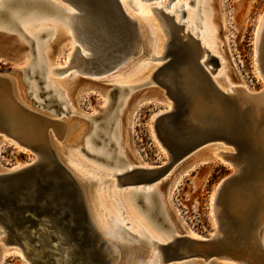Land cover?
Segmentation results:
<instances>
[{
	"label": "water",
	"instance_id": "1",
	"mask_svg": "<svg viewBox=\"0 0 264 264\" xmlns=\"http://www.w3.org/2000/svg\"><path fill=\"white\" fill-rule=\"evenodd\" d=\"M57 1L60 5L48 0H9L10 8L0 13V21L10 23L13 34L21 32L32 51L34 43L11 19L12 11L43 12L67 18L81 16L85 23L80 27L84 38L118 56L117 62L102 69L103 72L144 54V46L151 39L149 29L130 18L119 0ZM126 3L137 11L132 0ZM151 11L156 17L170 18L159 7H151ZM180 11L184 16V11ZM21 14L17 13L18 17ZM183 29L179 22L172 24L168 33L163 30L166 40L162 64L150 79L171 104L170 110L158 115L153 123L154 135L165 151L166 161L150 168L125 171L116 176L118 183L138 186L160 180L201 147L221 142L233 148L235 168L240 171L220 183L219 194L234 186L235 181H246L248 193L259 198L264 167V119L262 115L253 118V105L241 106L236 98L218 87L213 80L220 65L218 58ZM74 54L80 60L78 53ZM20 72L27 77L28 91L30 79L38 76H32L27 69ZM28 96L36 107H44L46 100L38 102L30 91ZM37 124L48 131L55 127L33 109L19 104L9 79L0 74V130L37 157L21 168L0 172V231L5 233L8 244L27 250L29 257H33L31 264H44V261L53 264L51 251L64 246L70 248L73 264H117L119 248L97 229L86 191L55 156L49 133L45 142L38 138ZM250 216L238 204L227 210L224 206L218 223L221 237L214 234L197 240L184 235L173 237L164 245L155 241L151 245L160 252V264L190 263L193 258L214 259L212 263L225 260L230 264H264V249L261 247L263 251L258 253L253 250V233L259 239L261 231ZM138 243L144 242L138 239ZM38 251L43 252L42 260L35 257Z\"/></svg>",
	"mask_w": 264,
	"mask_h": 264
},
{
	"label": "rangeland",
	"instance_id": "2",
	"mask_svg": "<svg viewBox=\"0 0 264 264\" xmlns=\"http://www.w3.org/2000/svg\"><path fill=\"white\" fill-rule=\"evenodd\" d=\"M126 1L124 0L125 8L131 15L138 16L141 12H147L146 14L150 15L149 20L154 24L157 33L156 42L158 44L159 40H161L163 43L165 36L160 30L157 19L150 11V8L163 7L159 5L164 4H158L157 0H134L137 3V7H140V11H135ZM191 1L189 3V0H178V3L184 2L189 9L186 12L185 19L180 20L181 22L183 20L187 21L185 26L191 27L194 24L189 19V15H195L197 25L189 31L190 35L193 34V37L199 39L201 44L205 43L210 47L213 45L221 47L225 65L223 76L218 77L217 75L216 77L218 84L221 88H226L230 85L229 83L241 84L245 85L251 93H258L264 84L255 70L257 64L254 62L253 45L259 16L264 13V0ZM202 3H204L203 8L201 6ZM176 4L174 2L171 3L172 6ZM197 7L198 11L193 13ZM169 11L168 8L165 9V12L168 13ZM174 16L177 18L176 15ZM210 16H213L217 22L216 34L219 41L213 42L214 44L209 41L210 36L213 34L212 28L209 27L205 30L204 27ZM42 20L47 22L42 28L40 27L42 30L50 28L53 24L56 26V23H51L50 19ZM1 24H3L1 26H5V23ZM187 31L185 29V32ZM195 33H198L197 37ZM200 33L203 34V37H200ZM15 36L10 31L0 30V74L9 79L14 98L19 104L28 109L37 108L35 110L50 118H54L58 114V118L63 122L64 128L60 135H56L53 132L48 135L52 150L62 163L68 161L66 156H69V151H71L75 160L71 163L68 161L69 164H72L69 166L71 168L74 167L75 169L73 170L75 171L79 169L81 170H78L80 173H86L84 177H93H90L92 179H87L85 183L89 192L87 201L91 205V211H94L99 223L110 231H114L117 228L113 226L114 221H121V224H128L125 227L128 230L131 228L133 231H137L141 226L150 234H154L153 236H161V234L166 232L174 233V231H177L180 234L179 236H181V234H186L187 231H192L203 238H209L216 228L215 220L212 218L211 213L213 205L211 200L218 185L226 177L233 174V166L230 163L232 159L227 157L225 160V157L217 155V159L223 161L220 162L212 154L214 152L215 154H233L232 147L222 143L207 144L181 163L175 165L169 173L157 181L160 183L161 196L163 197L164 195L166 197L164 206L158 192L154 190V193L159 197L160 203L158 198H153L154 207L157 209L153 218L158 226H162L163 229L170 228V231L158 229L147 217L146 210L142 209L141 213L138 211V208H143L141 201H138V205H136V200L134 199L133 203L127 204L125 195L128 198L130 197L131 194H128V192L132 187L126 184L113 189L108 188L109 183L117 181L116 178L111 179L107 175L112 171L113 163H118L122 168L128 166L129 163L146 165L143 168H150L162 165L166 161L165 151L154 135L153 123L158 115L169 111L170 103L157 85L155 86L153 82L145 83L153 71V66H159V63L152 61L143 62L142 64L146 63L148 66L138 68L140 67V60L145 59L149 54L147 48L145 47V53L139 59L128 62L130 64L132 62L131 65L128 63L124 64L112 72L99 76L83 75L77 73L75 69H70L63 74H50L51 84L56 85L63 91L66 102L61 99V95L58 92L48 87L46 75L42 69L39 78L30 79L36 80L40 95L38 101L46 100L45 104H43L44 107L38 108L28 96L25 84V78L27 77L20 72V66L24 62H26L24 67L30 65V60L33 59L32 51L27 45L19 44ZM39 43L47 44L46 49L49 59H55L58 65H66L69 47L73 45L71 41H64L58 35L53 36L47 33L40 36ZM149 44L150 42H147V46ZM262 55L264 63V50ZM113 85L136 87L127 89V91L122 87H120L122 88L120 90H114ZM125 102L127 103L125 104ZM55 109L58 111L57 113H53ZM102 121H104L105 126L103 128L102 126L97 127L96 125ZM95 131L101 132L103 137L100 140L102 141L103 139L105 143L99 140L100 143H92V147L97 150L102 148V146L108 149V155L109 152L113 154L110 162L97 161L95 157H87L83 150L79 151L85 148L87 138L95 135ZM110 137H113V141ZM36 158V155L31 150L21 147L17 141L11 139L4 131L0 130V169H11L25 165L36 160ZM94 180H98V182ZM100 180L101 185L99 184ZM146 187L150 188L149 185H146ZM160 205L163 208V213L160 212ZM110 222L111 226L109 225ZM130 232L133 233L132 231ZM114 237L118 240L114 242L120 250L117 264H138L142 259L145 260L148 255V245L136 243L134 239H132L133 242L131 243L122 241L119 232L114 233ZM262 242L264 244V231ZM154 252L157 251L155 250ZM2 254L3 244H0V264H29V262L25 263L19 255L8 254L3 256ZM213 260L193 258L190 263L181 261L178 264L218 263L217 261L212 263Z\"/></svg>",
	"mask_w": 264,
	"mask_h": 264
},
{
	"label": "bare ground",
	"instance_id": "3",
	"mask_svg": "<svg viewBox=\"0 0 264 264\" xmlns=\"http://www.w3.org/2000/svg\"><path fill=\"white\" fill-rule=\"evenodd\" d=\"M48 1H50L56 5H60L57 0H48ZM119 1L122 5L123 10L125 11V13L130 18L134 19L138 23V25L141 26L142 28H143V26H146L149 29V33H150L149 35L151 36L150 37L151 39L149 41L150 44H149V46H147V44L144 46V48L146 47L147 50L149 51V54L147 55V57L145 59L140 60V63H139L140 67H138V68L148 66V64H146V63L142 64L143 62H148V61L151 62L152 61L155 63H159V66H155V65L153 66L154 67L153 71L150 73L151 74L150 77L147 78L148 80L147 79H146L147 81L144 80V81H146L145 83H151V82H153L152 80H150L153 72H155L162 64L161 58H162L166 38H165L163 43L161 40H159L160 39L159 38L158 39L159 43L157 44V42H156L157 33L155 31L154 24H152L151 21L149 20L150 15L146 14L147 12L146 13L141 12L138 14V16H133V15H131V13H129L126 10L124 0H119ZM132 1L137 7V3L134 0H132ZM157 1L159 2L158 4H160V3L164 4V5H159V6H163V7H159V8H161L162 11L170 17L168 19L167 18L164 19L161 16L158 17L159 16L158 15L157 16L158 18H157L155 16V14H153L155 16V18L157 19V23H158L159 28L162 31V33L164 32L163 30H165V32L168 33L171 25L172 24L175 25L176 23H179V22L183 24V28L185 27L183 29V31H185V29H186V30H188L187 32L194 29V26L197 25V23H196L197 18L195 17V15H192V16L189 15V19H191L193 24H194L193 26L186 27L185 24H187V21L183 20V22H181L180 19H185L186 12L189 10L187 8V5L184 2L178 3V0H165V3H164V0H157ZM173 2L177 3V4L175 6L174 5L172 6L171 3H173ZM191 2L192 1L189 0V3H191ZM8 5H9V0H0V13L8 10L10 8ZM197 5H199V4L197 3ZM201 6L203 8L204 3H202ZM166 8H168L170 10L168 13L165 12ZM181 9L185 13L184 16H181V11H180ZM137 11H140V7H137ZM150 11H151V8H150ZM197 11H198V7H197V9H195L193 11V13H196ZM21 12H22L21 10H16L15 12L12 11L10 17H11V19H13V21H15L20 26L22 33H24V35H26L30 40H32L34 44H33V50H32L33 59L30 60V62H31L30 65H28L27 67H24V66H26V62H24V64H22L20 66V68H21L20 70L27 69L32 76L37 75L39 78L41 73H42V69H43L44 73L46 75L47 82H48V87L50 89H52L53 91L58 92L61 95V99L64 100L65 102H66V97H65V94L63 93V91H61L56 85L51 84L50 74H52V73L53 74L54 73H62L63 74V73H67V71L70 69H75L77 73H80L83 75H90V76L95 77L97 75L99 76L101 74H105V73L110 72V71L103 72L101 70L105 69V67L109 66L110 64L117 62V60H118L117 54L114 55L110 51H108V50L106 51L102 46L94 43V41H89L86 38H84V33L82 32L83 30H82V28H80L85 24V23H83V19H82L83 17L81 18V16L75 15L71 18H67L65 16L64 17H58L57 15L47 14V13H43V12L42 13L25 12L22 14H21ZM17 13H20L21 15H19V17H18ZM174 15H176L177 18H175ZM41 18L42 19H50L51 20L50 22L56 23L55 25L57 27L54 26V24H53V26L51 25L50 28H48L46 30L40 29V27L42 28L43 25L47 24V22H44ZM1 23H5V26H1V25H3ZM204 27H205V30L209 27L212 28V30H213V34L209 38V41L212 42V44H214L213 42H215V41H219V38L217 37V34H216L217 33V22L213 16L209 17V20H208L207 24L204 25ZM142 28H141V30H143ZM0 30L7 31V32L10 31V33L13 32V29L10 28V23H7L5 21L4 22L0 21ZM47 33L52 34L53 36L58 35V37H60L64 41L69 40L73 44L69 47L68 62L66 63V65H64V66L58 65L56 63L55 59H49V57L47 55V49H46L47 44L39 43L40 36L42 34H47ZM189 34H190V32H189ZM197 34L198 33H195L196 37L198 36ZM200 34H201L200 37H203V34L202 33H200ZM163 35H164V33H163ZM141 36L143 39L144 36L142 34H141ZM192 36H193V34H192ZM15 37L18 39L17 41L19 44L27 45L29 43L27 41V39L25 37H23V35H21V32H19L18 35L16 34ZM74 43H77V44H74ZM200 46L205 48L210 54H212L213 56L218 58L219 62L221 63V66L219 65L220 67H219L218 72H216V74L213 76V80L218 85V87L224 93L229 94L230 96L236 98V100L239 101L238 103L241 106H244V104L246 105L247 103H250L251 105H253V108L251 111V112H253V114H251L253 118L255 117L257 119L259 117V115H262V119H264V85H263V88L260 91H258V93H251L249 90H247L245 85H241V84L229 83L230 85H228L226 88H221V86L216 81V77H217V75H218V77H221L224 74L225 60L223 57V51H222L221 47H219V46L216 47L215 45L210 47L209 45H207L205 43H203V44L200 43ZM253 47H254V53H255L254 62L257 64L255 67V70H256L258 76L262 79L263 84H264V63L262 61V58H263L262 52L264 50L263 49V47H264V13L259 16V19L257 22V26L255 29V38H254ZM75 52L78 53L80 60L75 56V54H74ZM125 64H127V63H125ZM128 64H130V63H128ZM131 64H132V62H131ZM136 64H138V63H136ZM122 65H124V63L122 64V62H121V64L114 67V69H112L111 72L114 71L116 68L122 66ZM33 78H35V77H33ZM155 86H156V84H155ZM235 86H237V87H235ZM120 87L131 89V88H134L136 86L120 85ZM122 88H120V89H122ZM28 91L31 92L32 97H34L35 100L38 101V99H40V95H38L39 90L37 88L36 80L33 79V80L29 81ZM44 92H46V91H44ZM33 94H35V95H33ZM43 101L39 100L38 102H43ZM126 103L127 102H125V104ZM43 104H45V103H43ZM170 108H171V104H170ZM33 110L36 113H38V115L40 117H42V119L44 121L45 120L50 121V123H54V125H55V127L53 128V131L52 130L48 131V128L44 129L41 125L37 124L35 126V128H36L35 132L37 135H39V137H38L39 139L41 138L45 142V140H44L45 135L47 133L50 134L51 132L55 133L56 135L62 134L64 125H63V122L59 120L58 114H56V116L54 118H50V117L43 115L38 110H35V109H33ZM57 112H56V110H54L53 113H57ZM251 121H252V119H251ZM102 123L104 124L102 126V128H103L105 126V123H104V121ZM31 125H33V124H31ZM96 126L101 127L100 123H98ZM98 132L95 131V135H93L90 138H87L85 148H82L79 151L83 150L84 154L87 157H90V156L95 157L97 161L103 160L106 162L107 161L110 162L112 160L113 154L109 152V155H108V149L104 148L103 146H102V148H99L98 150L94 149L92 147V143H94V144H97L100 142L105 143L103 139H102V141L100 140V138H102L103 136H102L101 132H99L100 133V136H99ZM110 139H112V141H113V137H110ZM95 140H97L98 142H96ZM99 140H100V142H99ZM214 143H221V142H214ZM223 145H225V144H223ZM229 147H231V146H229ZM74 151H76V149H74ZM69 152H70L69 156H66V154H65V156H66V159L68 158V161L71 163L73 160H75L74 159L75 157L71 151H69ZM212 152H213V150H212ZM234 154L235 153H233V154H229V153L215 154V152L212 154L215 157L217 155L225 157L224 158L225 160L227 159V157L232 159L230 162L233 166V174L231 175V177L233 175L238 174V169H239V168H237V169L235 168L236 159L234 158ZM36 160H37V158H36ZM216 160H218L220 162L222 161V160L217 159V157H216ZM68 161H65L63 163L64 166L69 170V172L72 174V176L84 188V190L86 191V196H87V194L89 195V192H88V189H87V186L85 183H86L87 179H92L93 177L92 176H90L92 178L84 177V175H86V173H80L79 171H81V170H79V169H78L79 171L73 170L75 168L74 167L71 168L69 165H72V164H69ZM76 161H77V159H76ZM76 165H78V163H76ZM76 165H74V166H76ZM22 166H24V165L16 166V167L8 169V170L7 169H0V172L13 171L15 169L21 168ZM145 166L146 165H141V164L133 165L132 163H129L128 166L122 168L118 165V163H113L112 171H110L109 174H107V175H109V177L112 179V178H116L117 175H119L125 171L131 170L132 168H135V167H142L143 168ZM82 167H83V165H82ZM239 171H240V169H239ZM95 173L97 174V172H95ZM95 173H93V174H95ZM262 174H263V182H262L263 187L261 186L259 189L260 190V192H258L259 198H257V196H253L252 194L248 193V191L245 189V187L248 186V185H246V181L243 183L241 181H235L234 186L231 185V186L226 187L224 189L225 191L223 193H221V195L219 194V189H220L219 187L221 184L218 185L217 189L214 192L213 199L211 200V203H213L211 213H212V218L215 220V225H216V228L214 229V231L211 235L215 234L216 236H220V237L222 236L221 232L218 233V223L220 221L219 217H220V213L222 212V208L225 206V208L227 210V208H229V207L231 208L234 204H238V206H240L242 209H245L248 212V214L251 215L250 218L252 216L254 217V221L256 223V228L258 229V231L259 230L261 231V234H260L261 236L259 239L256 237L255 233H253L254 238L251 239V243H252L254 252L258 253V252L263 251L262 249H264V244L262 242V236H263V231H264V167H262ZM94 181L98 182V180H94ZM157 181H159V180H156V181L148 183V184H144L142 186H137L134 184H127L129 187H132V188L128 192V194L129 193L131 194L130 197L128 198L127 195H125L126 201H127L128 205L130 202L133 203L134 199L136 200V202H135L136 205H138V201H141L143 208H138V211H140V213H141L142 209L146 210L147 211V217H149L151 222L154 223L156 225V227H158V229H162L163 231H167V230L170 231L171 230L170 228L169 229H163L162 226H158L155 223L156 221H154V218H153L154 213L157 212L156 211L157 209L154 207L155 205L153 204L154 203L153 198H158V201H159V197L156 193H154V190L158 192V194L162 200L163 205H164V201H165V197H166L164 195H163V197L161 196L162 192L159 189L160 183ZM99 184L100 185L102 184L101 180H100ZM121 185H124V184H119L118 179H117V181H115V182L113 181L112 183H109L108 188L113 189V188H116V187L121 186ZM146 185H149V187L151 185H154V186L147 188ZM159 203H160V201H159ZM246 204H247V207H246ZM88 206L90 209L92 219H93L97 229L103 235V237L106 238L108 241L113 242V243H115L114 241H118L115 238L116 236L114 237V233L119 232V236H120V239L122 241H126L127 243H131V242H133L132 239H134L136 241V243H138V239H139V240H142L144 242L143 244L149 246V248L147 247V249H148L147 257H145V260L142 259L141 261H139L138 264H160V260H162L160 252H158L156 249L153 248V245H151V242L155 241L158 244L164 245V244H167L168 242H170L173 239V237L180 235L177 231H174V233L166 232L165 234H161V236L155 235L156 236L155 237V236H153L154 234L153 235L150 234L146 229L142 228L141 226L137 231H133L131 228L129 229L130 231L135 233L136 234L135 235V234L131 233L128 229L125 228L126 226H128V224H121L120 223L121 221H119V222L114 221L113 226H116L117 228L114 231H110L103 224L99 223V221L97 220V218L94 214V211L93 210L91 211V205L88 204ZM162 209L163 208L160 205V212L161 213H163ZM109 225L110 226L112 225L111 222L109 223ZM124 230H126V231H124ZM129 234H131L133 237H130ZM182 235H186L192 239H197V240L198 239H204L202 236H200L198 234H194L192 231H187L186 234H181V236ZM127 239H130V240L127 241ZM122 243H124V242H122ZM0 244H3V254H2L3 256L8 255V254H16V255L21 256L25 263L29 262V264H31V259H33V257H31V256L29 257V255L27 254V250L21 249L15 245L8 244L7 239H6V235L2 231H0ZM261 247H262V249H261ZM155 250L157 252H154ZM51 252L53 253V257H52L53 264H73L72 253H71L70 248L68 246H64L60 250H56V251L53 250ZM35 257L42 260L44 258L43 252L42 251L36 252ZM219 261L217 260L218 263H216V264H230L228 261H225V260H221L220 262ZM43 263L48 264V263H45V261ZM163 264H165V263H163ZM167 264H170V263H167ZM173 264H178V263H173Z\"/></svg>",
	"mask_w": 264,
	"mask_h": 264
},
{
	"label": "flooded vegetation",
	"instance_id": "4",
	"mask_svg": "<svg viewBox=\"0 0 264 264\" xmlns=\"http://www.w3.org/2000/svg\"><path fill=\"white\" fill-rule=\"evenodd\" d=\"M113 88H114V90H119L120 89V87H118L116 85H113ZM123 89H125L127 91L128 88H123ZM102 122H100V126H103L104 125Z\"/></svg>",
	"mask_w": 264,
	"mask_h": 264
}]
</instances>
